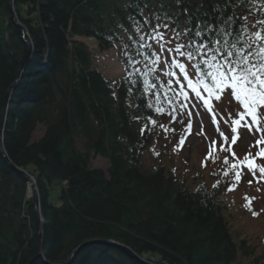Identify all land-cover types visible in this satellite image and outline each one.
<instances>
[{
	"label": "trees",
	"instance_id": "1",
	"mask_svg": "<svg viewBox=\"0 0 264 264\" xmlns=\"http://www.w3.org/2000/svg\"><path fill=\"white\" fill-rule=\"evenodd\" d=\"M258 2L0 0V264H142L135 257L151 264H264V252L233 230L223 198L230 172L218 187L190 186L165 164L146 165L161 124L183 108L161 63H151L154 47L142 48L160 28L175 35L205 24L224 28L218 21L230 16L233 29L246 24L251 34ZM83 37L102 52L126 44L127 75L117 86L92 70ZM177 37L186 43L191 34ZM26 43L32 51L22 69ZM129 55L142 70L134 85ZM149 68L157 70L146 86ZM39 127L44 135L34 140ZM99 158L109 162L107 170L91 167ZM14 167L34 178L41 225L35 196Z\"/></svg>",
	"mask_w": 264,
	"mask_h": 264
},
{
	"label": "rangeland",
	"instance_id": "2",
	"mask_svg": "<svg viewBox=\"0 0 264 264\" xmlns=\"http://www.w3.org/2000/svg\"><path fill=\"white\" fill-rule=\"evenodd\" d=\"M258 6V12L249 20V26L254 32L264 29V25L257 23L264 21V0H259ZM158 32L163 33L165 39L163 41L150 39V41L154 51L161 56L160 73H164V76L172 81L169 84L170 88L179 97L180 103L186 107L178 114L177 119L169 118L161 124L158 133L159 138L152 144V151L146 155V165L165 164L169 169L176 172L179 179L182 181L187 179L190 186L201 181L212 185L222 178L225 170H228L233 178L228 189L225 190L223 198L231 213L233 230L239 233L241 238H246L256 245L257 250L262 253L264 252V178H262L259 170L256 171V176H253L243 164L236 170L231 169L233 162L243 161L245 155L249 153L255 156L261 148H264V143L258 146L255 143L260 138L261 132H257L255 128L249 132L245 127L232 124L229 114H231V118H236L237 113L243 109L235 97L231 95V91H221L223 92L221 96L213 95L209 100L213 111H208L204 106V101L197 99L195 93L182 79L180 70L171 64L173 56L158 46L164 44L166 49L173 48L177 43H183L182 40H179L170 29L165 31L160 28ZM79 40L88 46L90 54H92L93 71H98L114 86H117L126 77V67L122 61L123 56L126 55L125 43H116L113 48L102 52L95 39L83 37ZM178 59L186 63L190 75L194 73L191 64L184 61L183 57H178ZM167 72H175L176 75L168 76L166 75ZM178 79L179 83H177ZM181 84L184 85L183 90L187 93L188 100L177 95ZM202 95L206 99L208 98L207 93H202ZM213 114H215L217 123H213ZM240 124L242 125L243 121ZM217 125L219 130L229 137L227 143L217 131ZM233 126L237 127L236 133L230 131ZM35 132L34 140H38L44 135V128L39 127ZM234 135L238 137L236 143L231 142ZM182 138L184 139L181 145ZM214 141L215 144H213ZM222 145L224 147L230 145L231 151H221ZM210 152L211 156L207 160L206 166H202L205 163V157H208ZM226 156L229 157L228 164L224 163ZM255 164L264 167V159H256ZM108 166L109 162L100 158L91 164L93 169H103L104 171L107 170ZM234 171L240 172L239 181L235 179ZM230 187L233 190L229 191ZM52 196L53 203L57 205V195L53 194ZM147 262L149 263V261Z\"/></svg>",
	"mask_w": 264,
	"mask_h": 264
},
{
	"label": "snow or ice",
	"instance_id": "3",
	"mask_svg": "<svg viewBox=\"0 0 264 264\" xmlns=\"http://www.w3.org/2000/svg\"><path fill=\"white\" fill-rule=\"evenodd\" d=\"M241 19L247 21L248 17L243 16ZM218 23L228 25V27L217 28L215 25L205 24L196 30L187 28L183 33H176V36H188L191 34L190 39L186 43H177L175 47L167 49L164 44L158 46L173 56L171 64L180 70L182 79L186 81L187 86L195 93V97L204 101V106L208 111H213L209 100L216 91L231 89V95L239 102L243 111L238 112L236 118H231V114H229V118L232 120L233 125L245 127L249 132H252L253 128L257 132H261L260 138L255 142L258 146L264 143V29L252 32L251 34H248L246 24L233 29L232 25L236 21L231 16L224 21H218ZM257 23L264 25V21H258ZM153 31L156 32L157 30L153 29ZM233 33L235 34L233 35ZM196 37H200L201 39L197 40ZM149 38L153 41H163L165 39L164 34L159 32L156 35L149 34ZM144 39L145 37H141V40ZM168 43H171V41H168ZM218 45H223V48L218 47ZM151 47V44H142V48ZM209 52L212 54L209 55ZM217 53H223V55L218 57ZM136 55L143 56L145 53L137 52ZM178 57H183L184 61L191 64L194 69L193 74L190 75L186 63L182 62ZM150 59L151 63L156 66L162 62L160 54L156 52L150 54ZM127 62L132 68L128 82L134 85L137 81L133 80L132 77L140 74L142 71L141 68L137 67L140 61L136 60L135 56L129 55ZM156 70L157 68H149L148 72L143 73L144 85L151 86L147 77L149 73L154 74ZM166 75L175 76L176 73L167 72ZM179 82L178 79L177 83ZM168 83L171 84L172 81L169 80ZM183 89L184 85L181 84L177 95L182 96L184 100H188V95ZM129 91H131V88H129ZM202 93H207L208 98L206 99ZM184 107L186 105L181 104V108ZM162 111V108H157V112ZM212 120L213 123H217L215 114H213ZM241 121H243L242 125L240 124ZM217 131L224 142L227 143L229 137L219 130L218 125ZM230 131L236 133L237 127H231ZM237 138L236 135L232 136L231 142L236 143ZM183 139L180 141L181 145L183 144ZM213 144H215V141ZM220 150L230 152L231 148L230 145L229 147L222 145ZM232 155L235 156L234 153ZM210 156L211 152L208 157H205V163L202 166H206V162ZM256 159H264V148H261L255 156L249 153L245 155L243 161L233 162L231 169L236 170L243 164L253 176H256V171L259 170L262 178H264V167L256 165ZM228 161L229 157L226 156L224 163L228 164ZM213 162L215 161L213 160ZM223 174L225 177H229L230 175L228 170H225ZM234 175L235 179L239 181L240 172L234 171ZM218 186L219 181L213 185V187ZM231 190L233 189L230 187L229 191ZM253 214L256 215V213Z\"/></svg>",
	"mask_w": 264,
	"mask_h": 264
},
{
	"label": "water",
	"instance_id": "4",
	"mask_svg": "<svg viewBox=\"0 0 264 264\" xmlns=\"http://www.w3.org/2000/svg\"><path fill=\"white\" fill-rule=\"evenodd\" d=\"M26 45L28 46V51H29V54H28V58L27 60L24 62V64L22 65V69H24L26 63L29 61L30 59V54H31V51H32V46H30L29 43H26ZM8 97L6 98V104H5V107H4V112L6 111L7 109V106H8V101H7ZM6 113V112H5ZM4 119H5V114L3 116V119H2V122H4ZM4 125V123H3ZM3 135V133H1ZM3 146V145H2ZM2 153L3 155H5L4 151H3V148H2ZM6 156V155H5ZM15 171L17 172L18 176H21L22 179L24 181H26L27 183H32L33 186H34V196H35V207H37L36 209V217L38 218V221H39V225H41V219L39 218V196H38V190H37V186H35V182H34V178L28 173L26 172L25 170H21V169H18L16 167H14ZM40 238H42V228H41V231H40ZM124 251L128 252L127 249L125 248ZM130 256H132L131 254H129ZM136 259H138L140 262H142V264H150V263H146L144 262L142 259L138 258V257H135Z\"/></svg>",
	"mask_w": 264,
	"mask_h": 264
},
{
	"label": "bare ground",
	"instance_id": "5",
	"mask_svg": "<svg viewBox=\"0 0 264 264\" xmlns=\"http://www.w3.org/2000/svg\"><path fill=\"white\" fill-rule=\"evenodd\" d=\"M35 182V181H34ZM28 184V186H30L29 187V193H28V196L29 197H31L33 194H34V186H33V184L32 183H27ZM35 186H36V184H35ZM37 190H38V188H37ZM40 218V217H39Z\"/></svg>",
	"mask_w": 264,
	"mask_h": 264
}]
</instances>
